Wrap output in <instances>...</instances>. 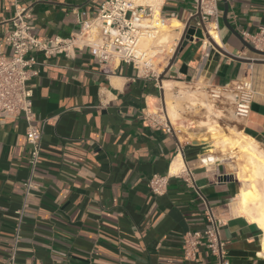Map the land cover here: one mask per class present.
I'll return each mask as SVG.
<instances>
[{
  "label": "crops",
  "instance_id": "obj_1",
  "mask_svg": "<svg viewBox=\"0 0 264 264\" xmlns=\"http://www.w3.org/2000/svg\"><path fill=\"white\" fill-rule=\"evenodd\" d=\"M104 1L0 0V38L11 28L17 8L28 9L39 38L68 37L83 20L95 17ZM227 2L228 20L240 35L264 29V0ZM220 8L218 45L236 56L256 58L223 23L222 0ZM160 12L167 24L173 19L182 24L168 42L176 50L197 12L196 2L162 0ZM204 46L202 39L189 41L173 61L175 51L166 49L155 60L156 76L148 78L125 62L112 63L107 71L88 47L73 56L33 53L36 74L28 86L42 148L34 177L38 189L28 197L17 264H220L206 245L195 261L184 258L183 236L209 227V211L221 222L228 264H264L262 231L234 210L242 183L209 129L184 123V129L173 126L167 132L145 120V114L166 116L165 81L177 90L250 80L255 93L240 131L264 146V62L237 61L213 45L204 58ZM2 50L8 53L9 47L3 44ZM26 128L22 115L0 117V264L11 253L16 210L29 178ZM179 155L194 181L183 170L172 172ZM155 174L169 176L164 194L150 188Z\"/></svg>",
  "mask_w": 264,
  "mask_h": 264
},
{
  "label": "built area",
  "instance_id": "obj_2",
  "mask_svg": "<svg viewBox=\"0 0 264 264\" xmlns=\"http://www.w3.org/2000/svg\"><path fill=\"white\" fill-rule=\"evenodd\" d=\"M197 9L200 7L202 21L208 31V23L220 21V0H194ZM210 6L211 12L206 10ZM161 15V12H160ZM162 18V16H161ZM31 14L27 8H17L12 19V26L0 38V117L22 115L27 123L26 136L30 146L28 158L29 178L24 182V201L16 210L11 253L3 264H17V253L21 242V231L24 213L28 207V197L38 189L34 177L40 162L42 148V129L36 124L33 93L28 82L36 74L33 53L43 51L46 55L64 54L73 56L77 49L88 47L101 65L108 67L115 62L132 64L142 76L154 77L155 60L162 55L166 48L161 45L144 46L147 41H155L161 26L155 20L154 5L144 0H105L98 14L81 22L80 30L68 37L39 38L33 33L30 23ZM197 25H200L197 21ZM209 33V31H208ZM252 45L258 48L264 44V29L255 34H246ZM206 50L204 58L210 54L211 42L203 40ZM3 44L9 47V52L2 50ZM264 46V45H263ZM264 50V48H258ZM170 47L169 52H174ZM211 98L223 102L228 95L233 102V113L240 119H246L251 110L254 98V88L250 80H241L237 84L208 87ZM145 114L148 124L171 132L173 125L165 118V114ZM188 177L194 181L193 173L185 168ZM168 175L155 174L150 180V188L154 194L161 195L167 190ZM207 220L210 226L203 230L188 231L183 236V253L187 261L197 259L200 246L206 245L211 253L220 258V264H228L223 254V244L219 237L220 221L209 211Z\"/></svg>",
  "mask_w": 264,
  "mask_h": 264
},
{
  "label": "bare ground",
  "instance_id": "obj_3",
  "mask_svg": "<svg viewBox=\"0 0 264 264\" xmlns=\"http://www.w3.org/2000/svg\"><path fill=\"white\" fill-rule=\"evenodd\" d=\"M144 2H148L154 5L155 20L162 27L163 30L161 41H166V40L168 41V39L172 36L171 34L173 30L177 27H182V24L176 19H173L170 24H167L163 20V18H161L160 5L162 3V0H144ZM206 10L211 12L210 6H207ZM207 26L211 38L217 44L221 45L222 41L217 26V22L212 20L208 23ZM263 45H264L263 43H260L258 45V48H264ZM171 87H172L171 82L165 81L163 83V88L165 92V106H166L165 118L169 120L172 124L175 118L178 116V111H177V105L173 101H171L172 100ZM181 91L184 92L183 89ZM194 99L196 98L194 97ZM202 104L204 105V103ZM204 106H207L208 110L213 109L212 104H208ZM209 121L211 120H203L200 122V125L202 127H207V126L211 127L212 124L211 122L209 123ZM216 143L222 144L224 146L228 144L230 146L228 152L224 154V156L226 157L228 155L231 156L235 154L236 151L240 152L239 155L237 156L235 155L232 159H230V165H228L230 171L232 173H235L238 179L244 183L242 184V188L240 189L241 191L239 192L238 196L236 197L233 203V208L236 211V213L243 214L250 221H253L256 224H258L259 228L262 231L261 241L264 246V146L255 139H253V137L245 135L241 131L239 132L238 135L234 137H229V138L220 137L217 139ZM184 169H185L184 161L181 155H179L173 164L172 172L178 173Z\"/></svg>",
  "mask_w": 264,
  "mask_h": 264
},
{
  "label": "rangeland",
  "instance_id": "obj_4",
  "mask_svg": "<svg viewBox=\"0 0 264 264\" xmlns=\"http://www.w3.org/2000/svg\"><path fill=\"white\" fill-rule=\"evenodd\" d=\"M162 34H163V30L161 27V32L158 38L153 42L147 41L144 44V46L161 45L162 48H166L168 50L171 47L168 46V42L170 41V38L168 39V41L167 40L161 41ZM253 56H256V58H262L256 54H253ZM182 89L184 90V92L181 91ZM171 92H172L171 101H173L177 105V111H178V116L175 118L174 122L172 123L174 128L184 129L185 127H183L182 125L184 123L186 124V126H191L192 124L199 125L200 122L203 120H211L209 121V123L211 122L212 124L211 127L207 126L204 128L209 129V133H210L209 136L212 139H214L218 151L226 154L230 146L228 144L226 146L219 143L217 144L216 143L217 139L220 137L229 138L238 135L240 132V124L243 121V119H240L234 115L233 108H230L232 106L229 104V102L223 101L216 103L211 98L208 91V86L205 87V84H200V85L190 84L188 87H179L177 90L171 88ZM194 97L196 99H194ZM202 103H204V105L212 104L213 109L208 110L207 106H204ZM161 115L163 117V114ZM236 152L235 154L230 156V159H232L235 155L236 156L239 155L240 152L239 151ZM228 165H230V162L228 163ZM241 183L244 184L243 182Z\"/></svg>",
  "mask_w": 264,
  "mask_h": 264
},
{
  "label": "water",
  "instance_id": "obj_5",
  "mask_svg": "<svg viewBox=\"0 0 264 264\" xmlns=\"http://www.w3.org/2000/svg\"><path fill=\"white\" fill-rule=\"evenodd\" d=\"M224 4V9H223V15H222V21L225 24V26L235 35L239 38V40L242 42V44L248 48L252 53L262 57V58H244L240 56H236L234 54L229 53L222 47H220L212 38L211 35L208 33L207 28L205 26V23L202 21V16L200 12V7H198L196 14L186 23V26L184 28V31L182 33V36L179 40L178 46L175 50V53L173 55L172 61L176 58L177 53L179 50L184 47L189 41H194L195 39H208L213 46H215L218 50H220L223 54L226 56L237 60L241 62H246V63H252V62H264V50H260L256 48L254 45H252L248 40H246L242 35H240L234 27L230 24L228 20V10H229V4L227 0H222ZM197 20L200 25L193 24L192 21ZM170 62L169 66L167 67L168 71L169 69L172 68V63ZM162 79V78H160Z\"/></svg>",
  "mask_w": 264,
  "mask_h": 264
}]
</instances>
